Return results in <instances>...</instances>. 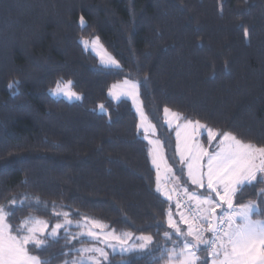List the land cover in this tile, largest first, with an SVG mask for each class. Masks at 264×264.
<instances>
[{
  "label": "trees",
  "instance_id": "16d2710c",
  "mask_svg": "<svg viewBox=\"0 0 264 264\" xmlns=\"http://www.w3.org/2000/svg\"><path fill=\"white\" fill-rule=\"evenodd\" d=\"M91 36L119 67L101 65L84 47L81 38ZM124 78L138 81L180 183L188 182L165 106L264 145V0H0V204L27 195L48 205L47 212L17 207L10 223L29 215L59 222L51 217L55 202L73 220L87 215L164 243L170 203L156 191L148 142L131 102L108 95ZM66 79L80 99L50 93ZM260 188H244L238 202L256 200ZM171 209L176 218L175 199ZM50 244L30 249L51 261L67 251L63 235ZM109 260L151 264L140 253L115 252Z\"/></svg>",
  "mask_w": 264,
  "mask_h": 264
},
{
  "label": "snow or ice",
  "instance_id": "6c2138e0",
  "mask_svg": "<svg viewBox=\"0 0 264 264\" xmlns=\"http://www.w3.org/2000/svg\"><path fill=\"white\" fill-rule=\"evenodd\" d=\"M81 25H85L83 17ZM18 83L13 81V84ZM56 83L54 95L63 94L70 100L80 99L76 92L65 91L61 87L64 83L62 80ZM124 83L129 85L130 95L138 92L139 83L128 80ZM71 84L70 80L66 82V86ZM100 108L103 110L104 105H100ZM163 112L169 127L172 126V120L177 122L176 151L180 164L186 168L188 182L180 183L181 177L176 176L165 161V186H161L160 161L163 156L159 149L162 146L158 140H149V144L157 146L149 150L157 171L156 191L170 203L166 212L169 230L162 233L163 244H157L151 234L136 236L132 232L116 234L115 229L106 231L108 225L87 215L74 221L71 212L57 211L55 202L52 204L51 217L62 222L51 224L49 219L29 215L13 225L10 220L17 207L48 211L47 202L38 196L31 201L27 195L19 200L13 196L7 205L0 204V264H51L54 257L34 255L30 248L46 251L51 246L50 241L59 242L61 232L65 239L63 248L67 251H61L59 255L70 257L63 264H111L106 249L116 252L117 248L121 255H148L151 264H157L158 261H165V264H209V260L211 264H264V188L255 191L256 200L246 203L237 200L244 188L255 189L257 183H264V145L245 142L232 131L209 127L199 119H188L183 113L174 112L167 106ZM140 116L142 122L148 119L142 111ZM140 127L143 128L144 124ZM151 127L155 129L154 125ZM181 130L185 133L183 141ZM204 132L208 147L199 139ZM144 139H148V136L145 135ZM169 183L171 187L167 186ZM200 189L207 194L200 192ZM174 199L179 219L175 218L176 214L171 209ZM59 207L63 209L67 205ZM73 227L80 231L71 232ZM75 244L81 246L75 247ZM202 251L205 257L199 255ZM153 252H159V255H152Z\"/></svg>",
  "mask_w": 264,
  "mask_h": 264
},
{
  "label": "rangeland",
  "instance_id": "374dc122",
  "mask_svg": "<svg viewBox=\"0 0 264 264\" xmlns=\"http://www.w3.org/2000/svg\"><path fill=\"white\" fill-rule=\"evenodd\" d=\"M97 37L98 36L83 37V38H81V41H83L82 44L84 45L85 48L89 49L93 54H95L97 56L98 61H99V63L101 65L106 66V67H119L120 66L119 60L105 46V44L100 40L99 37H98L99 38L98 41H96V38ZM93 41H96V42H93ZM113 61H115L116 63H113ZM69 80L70 79L63 80L64 83L61 84V87L64 88L65 91H73V92H76L80 96V93L72 86V84H71V86H66V82L69 81ZM125 80L132 81V82H137L138 83V81L136 79H130V78H124V79H121V80L114 81L109 86L108 95L114 101H118L120 99L125 98V99H128L131 102V105H132V107H133V109H134V111H135V113L137 115V131L140 133V135L143 138H144L145 135L148 136V139H146V140H147L148 145H149V150L150 149H155L157 146L154 145V144H149V140H153V141H157V140L160 141V140L156 136V128L154 130L152 129L151 125H154V124L152 123V121L150 120V118L148 117V115H147V113H146V111L144 109L143 102H142V99H141V96H140V88L138 89V92L136 94L130 95L129 94L130 88H129V85H126L124 83ZM113 85H116V87H113ZM56 86H57V83L50 89V93L53 96L63 97L65 99H67V100H70V99H68V97L66 95H63V94H55L54 95L53 94V91L56 89ZM71 100H76V99H71ZM100 105H104V104L103 103H99L98 106H97L98 110L99 111H105V106H104V109L101 110ZM141 111L144 112L147 115L148 119L146 121H143L142 122L141 116H140V112ZM172 111L177 112L174 109H172ZM169 119H171V117H169ZM164 121H165V116H164ZM142 123L144 124V127L143 128L140 127V125ZM176 123L177 122L175 120H172V126L170 128L174 130V135H175V139H176V145H175V147L177 148V137H176V127H175ZM180 123L183 124L184 121L181 120ZM209 127H211V126H209ZM184 135H185L184 131L181 130V141H183ZM199 139H200V142L205 145V147H208L207 140H206V132H204L199 137ZM160 144L162 146L161 141H160ZM181 146H183V143H181ZM159 150H160L161 155L163 156V160L160 161V176H161V186L164 187L165 186V179H166V177H165V161L167 162V165H170V163H169V161L167 159V156H166V153H165V150H164L163 146ZM149 155H150V151H149ZM176 156L179 158V154L177 153V151H176ZM150 160H151V163H152V156L151 155H150ZM153 168L155 170V179H156L157 171H156V169H155L154 166H153ZM172 168H173V170L175 172V175L178 176V174L176 173V170L174 169V167H172ZM184 170H185V175H186V168H184ZM172 183H176V182L173 181ZM167 186L168 187H171L172 184L169 183ZM190 190H192L191 187H190ZM199 191L202 192V193H204L205 195L207 194L203 189H200ZM254 218H257V217H254ZM178 219H179V217H178ZM95 220H98V221L102 222L103 224H105L103 221H101L99 219H95ZM59 222H62V221H59ZM55 223H57V222H55ZM55 223H51V224H55ZM111 230H113V229L112 228H107L106 229V231H111ZM70 231L71 232H77V231H80V229L73 227V228L70 229ZM122 232H131V231H116V234H120ZM61 235H63L62 232H61ZM134 235L139 236L140 234H135L134 233ZM85 243H87V241H85ZM80 246L81 245L78 244L75 247H80ZM30 251L32 252V254L38 255L37 253L33 252L31 249H30ZM106 251L109 252V256L112 253H115V252H112L111 249H106ZM116 252L120 253L119 252V248H117V251ZM73 255H75V253H73ZM41 257L51 258V256H49V255H47V256H41ZM66 258H70V257H64V256H62L60 258H56L54 261H51V264H63V261ZM209 264H211L210 260H209Z\"/></svg>",
  "mask_w": 264,
  "mask_h": 264
},
{
  "label": "crops",
  "instance_id": "0c3cea01",
  "mask_svg": "<svg viewBox=\"0 0 264 264\" xmlns=\"http://www.w3.org/2000/svg\"><path fill=\"white\" fill-rule=\"evenodd\" d=\"M179 216H177L176 218L178 219Z\"/></svg>",
  "mask_w": 264,
  "mask_h": 264
}]
</instances>
